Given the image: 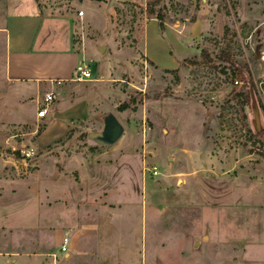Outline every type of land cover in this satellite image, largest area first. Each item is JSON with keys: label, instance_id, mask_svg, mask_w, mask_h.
Returning <instances> with one entry per match:
<instances>
[{"label": "rangeland", "instance_id": "obj_1", "mask_svg": "<svg viewBox=\"0 0 264 264\" xmlns=\"http://www.w3.org/2000/svg\"><path fill=\"white\" fill-rule=\"evenodd\" d=\"M32 1L72 16L96 70L68 91L87 117L39 146L47 119L30 85L25 99L5 82L0 30V264H264V0H161L162 32L147 0ZM147 33L176 73L151 62ZM109 116L123 133L105 145Z\"/></svg>", "mask_w": 264, "mask_h": 264}, {"label": "crops", "instance_id": "obj_2", "mask_svg": "<svg viewBox=\"0 0 264 264\" xmlns=\"http://www.w3.org/2000/svg\"><path fill=\"white\" fill-rule=\"evenodd\" d=\"M0 30L5 35L3 77L9 86L17 89V98L29 97L21 93L19 85H30L35 90L36 103L46 91H56V97L60 95L59 102L53 103L46 128L39 137V146H43L62 137L73 123L87 117L88 102L70 101L68 91L76 81L78 69L89 64L94 73L96 64L88 60L90 54L85 45L77 47L72 16L48 14L35 1L10 0ZM153 47L158 48L159 53ZM145 48L156 65L177 67V58L168 53L167 43H163L157 34L154 37L146 34ZM19 210L25 212L27 209L19 207Z\"/></svg>", "mask_w": 264, "mask_h": 264}, {"label": "built area", "instance_id": "obj_3", "mask_svg": "<svg viewBox=\"0 0 264 264\" xmlns=\"http://www.w3.org/2000/svg\"><path fill=\"white\" fill-rule=\"evenodd\" d=\"M78 17L83 18L84 11L78 10L77 12ZM93 79V71L90 69L89 64H85L83 67L77 70L74 80L76 81H88ZM236 84H238V81H235ZM56 99L55 91L50 90L43 93V96L38 99L37 101V111H36V117L38 119H48L51 114V108ZM34 155L33 149H23L21 151L20 159L24 164H27V161L31 159ZM69 235L68 233L65 235V237L62 240L60 250L62 252H66L68 250L69 245ZM51 257L53 260H56L57 253H51Z\"/></svg>", "mask_w": 264, "mask_h": 264}, {"label": "trees", "instance_id": "obj_4", "mask_svg": "<svg viewBox=\"0 0 264 264\" xmlns=\"http://www.w3.org/2000/svg\"><path fill=\"white\" fill-rule=\"evenodd\" d=\"M160 2H161V0H147L146 1V9L145 10H146V13H147L148 17L156 18L158 20L159 30L162 32L164 30L163 16L161 14V11L159 9H157V5H159ZM202 54H203L205 62H210L211 61V58H210L209 54L206 51H203ZM223 54L225 56V59L230 61L228 53L223 52ZM185 61H186V59H185ZM230 62H231L230 65L233 68V73L236 76V81H238V80L240 81V80H244V79L246 80L245 76L243 77L244 70L239 68V67L236 68L234 66L235 64L233 63V61H230ZM178 69L179 68H177V69H165V70L167 72H170V73H176L178 71ZM233 97L237 98L238 102L241 105H243L244 103H246L248 101L247 92H244L242 90L235 92ZM129 107H130V103L129 102H124L118 107V109L121 110V111H124V110L128 109ZM260 154H261L262 157H264V152H261Z\"/></svg>", "mask_w": 264, "mask_h": 264}, {"label": "water", "instance_id": "obj_5", "mask_svg": "<svg viewBox=\"0 0 264 264\" xmlns=\"http://www.w3.org/2000/svg\"><path fill=\"white\" fill-rule=\"evenodd\" d=\"M122 133V126L117 122V120L113 116H109L106 119V126L104 132L99 135V139L102 144L110 145L117 142L121 137Z\"/></svg>", "mask_w": 264, "mask_h": 264}, {"label": "flooded vegetation", "instance_id": "obj_6", "mask_svg": "<svg viewBox=\"0 0 264 264\" xmlns=\"http://www.w3.org/2000/svg\"><path fill=\"white\" fill-rule=\"evenodd\" d=\"M106 126V125H105ZM105 129V128H104ZM104 132V131H103Z\"/></svg>", "mask_w": 264, "mask_h": 264}]
</instances>
